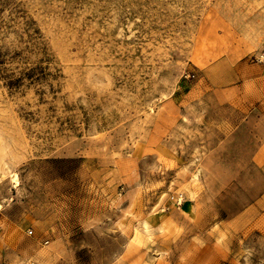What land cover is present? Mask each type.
<instances>
[{"label": "rangeland", "instance_id": "obj_1", "mask_svg": "<svg viewBox=\"0 0 264 264\" xmlns=\"http://www.w3.org/2000/svg\"><path fill=\"white\" fill-rule=\"evenodd\" d=\"M263 64L264 0H0V264H264Z\"/></svg>", "mask_w": 264, "mask_h": 264}, {"label": "crops", "instance_id": "obj_2", "mask_svg": "<svg viewBox=\"0 0 264 264\" xmlns=\"http://www.w3.org/2000/svg\"><path fill=\"white\" fill-rule=\"evenodd\" d=\"M262 69H264V64L261 66ZM257 148L259 149V152H255V155L252 157V162L255 164H264V141H261V143L257 144Z\"/></svg>", "mask_w": 264, "mask_h": 264}, {"label": "bare ground", "instance_id": "obj_3", "mask_svg": "<svg viewBox=\"0 0 264 264\" xmlns=\"http://www.w3.org/2000/svg\"><path fill=\"white\" fill-rule=\"evenodd\" d=\"M14 176H16V175H14ZM16 178V177H15ZM18 178V177H17ZM17 180V179H16Z\"/></svg>", "mask_w": 264, "mask_h": 264}]
</instances>
